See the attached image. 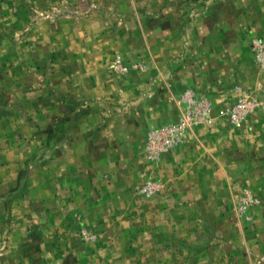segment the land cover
Masks as SVG:
<instances>
[{
  "label": "rangeland",
  "instance_id": "obj_1",
  "mask_svg": "<svg viewBox=\"0 0 264 264\" xmlns=\"http://www.w3.org/2000/svg\"><path fill=\"white\" fill-rule=\"evenodd\" d=\"M0 264H264V0H0Z\"/></svg>",
  "mask_w": 264,
  "mask_h": 264
}]
</instances>
